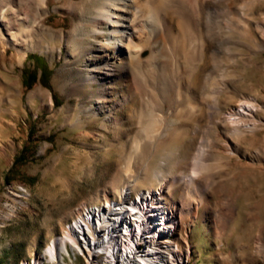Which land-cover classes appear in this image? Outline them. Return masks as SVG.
<instances>
[{"label":"rangeland","instance_id":"1","mask_svg":"<svg viewBox=\"0 0 264 264\" xmlns=\"http://www.w3.org/2000/svg\"><path fill=\"white\" fill-rule=\"evenodd\" d=\"M79 1L48 0L43 37L36 46L21 45L20 59L13 47L3 53L0 45V264H101L105 255L92 259L71 230L87 208L113 203L127 179L140 176L129 200L147 193L156 171L152 187L168 188L162 196L155 190L152 206L166 213L177 202L182 210L179 225L171 221L160 237L164 264L181 258L183 264H264V0L207 1L213 9L208 24L212 16L244 5L246 17L259 24L258 46L251 40L255 24L248 20L243 34H230L235 41L226 53L221 49L217 69L210 61L201 64L193 79L196 101L190 103L195 114L169 118L181 128L156 144L148 160V144L134 146L141 96L112 113L116 126L108 110L125 93L123 78L114 79L112 96L101 103L99 85L81 80L86 67L72 47L83 17L65 10ZM87 32H77L80 49L88 47ZM147 55L145 50L140 57ZM36 67L37 80L26 88V72ZM213 73L220 90L210 115L200 94ZM22 150L24 162L9 174ZM195 164L203 169L194 179L207 184L190 192L184 179Z\"/></svg>","mask_w":264,"mask_h":264},{"label":"bare ground","instance_id":"2","mask_svg":"<svg viewBox=\"0 0 264 264\" xmlns=\"http://www.w3.org/2000/svg\"><path fill=\"white\" fill-rule=\"evenodd\" d=\"M47 1L0 0V45L3 53L4 47L9 45L15 49L14 57L20 59L21 45L36 46V38H42L44 34L42 24ZM62 1L57 0L64 4ZM207 1L214 0H81L65 7L73 15L83 17L74 30L76 45H73L72 52H77L75 56L86 67L81 80L99 85L96 102H104L112 96L114 79L124 80L125 93L120 94L108 110L110 122L119 126V120L111 118L112 113L117 108L128 107L134 96H141L143 114L138 122L134 146L136 150L139 143L148 144L144 150L145 160L156 144L168 136H175L181 128L179 124L169 123V118L179 115L182 119L195 114L190 103L196 101L193 79L201 64L210 61L217 69L223 61L220 55L229 51L227 45L233 40L230 34L237 32L241 35L248 20L254 23L246 17L242 5L235 11L212 16L208 24L207 18L213 9ZM254 24L251 40L253 46H258L256 28L259 24ZM82 28L88 30L89 44L80 49L78 44L82 38L77 32ZM91 41L96 44L93 48ZM238 41L242 42L241 39ZM210 42L216 46L210 48L211 54L207 57ZM159 44L161 46L157 47ZM145 50L148 55L141 58L140 54ZM214 75L206 76L200 94L201 102L209 104L210 115L217 111L220 90ZM165 106L167 108L163 110ZM197 106L200 112L202 103L199 100ZM238 109L240 113H246L243 106ZM141 110L142 107L135 113V118L140 117ZM238 112L232 116H239ZM201 169V164H195L192 175L184 179L188 191L195 192L206 186V180L199 181L193 177ZM139 177L127 179L124 190L116 192L113 203L107 201L103 206L87 208L71 230L75 241L82 244L81 250H87L92 259L99 262V255H105L101 264H164L166 254L162 251L160 237L168 233L167 224L171 221H174V227L179 225L181 206L176 202L166 213L152 206L155 190L162 196L168 188L159 185L162 183L152 187L158 177L157 171L149 183V191L129 200ZM140 245L144 250H140ZM189 253L187 247L186 254ZM183 262L182 258L179 259V264Z\"/></svg>","mask_w":264,"mask_h":264},{"label":"trees","instance_id":"3","mask_svg":"<svg viewBox=\"0 0 264 264\" xmlns=\"http://www.w3.org/2000/svg\"><path fill=\"white\" fill-rule=\"evenodd\" d=\"M37 67L36 69L30 71L29 73L26 72V79L24 81V86L26 88H30L32 83H34L37 80L36 74H37ZM24 152L25 150H22L14 159V163L12 168L9 171V174L12 172L13 167L17 166L18 164H22L24 162Z\"/></svg>","mask_w":264,"mask_h":264}]
</instances>
